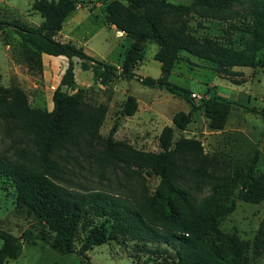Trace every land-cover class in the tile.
Masks as SVG:
<instances>
[{"label": "trees", "instance_id": "16d2710c", "mask_svg": "<svg viewBox=\"0 0 264 264\" xmlns=\"http://www.w3.org/2000/svg\"><path fill=\"white\" fill-rule=\"evenodd\" d=\"M79 3L80 0H33L31 10L40 18L37 26L18 18L0 19V31L10 29L19 38L22 61L29 73H41L42 55L66 59L48 111L31 108L18 86L0 85V121L5 132L15 134L24 145L16 148L19 160L0 156V178L14 189L16 208L46 229L48 236L42 234L38 239L59 255L72 253L86 258L91 248L126 237L141 246H161L149 251L157 258L155 264H247V242L221 232L218 222L233 211L238 201L258 204L264 198V176L254 174L257 154L236 181L239 189L232 195L236 182L216 176L219 163L204 152L199 140L178 137L173 141L174 134L182 133L190 123L192 112L204 116L209 130H222L236 103L220 99L215 92L194 103L190 91L171 84L168 76L180 60V53L211 64L217 75L226 78L235 76L232 70L236 68L259 67L264 71V57L257 58L264 49V0H190L188 4L105 0L104 24L129 40L118 73L113 65L88 56L81 47L56 39ZM189 15L226 23V37L238 33V46L231 44L230 38L222 42L194 35L187 27ZM146 43L156 46L153 60L159 63L157 79L136 78L133 73L143 58ZM73 59L79 61L81 71H90L101 85L116 78L136 79L148 88L164 89L189 105V112H175L171 125L161 129L158 153L134 150L112 139L118 120L136 111L137 102L131 95L125 97L107 135L103 158L124 164L134 174L144 171L156 176L158 182L150 194L121 198L103 192L80 193L56 182L60 168L51 155L81 142L92 144L107 112L106 104L91 105L84 100L82 90L75 89ZM232 80L236 85L242 83ZM26 146L33 150L28 151ZM190 186L195 191L209 186L210 193L196 201L185 189ZM23 237L31 235L25 231L16 237L0 229V264L18 257ZM260 244L254 243V249Z\"/></svg>", "mask_w": 264, "mask_h": 264}, {"label": "rangeland", "instance_id": "374dc122", "mask_svg": "<svg viewBox=\"0 0 264 264\" xmlns=\"http://www.w3.org/2000/svg\"><path fill=\"white\" fill-rule=\"evenodd\" d=\"M32 1L0 0V19L18 18L28 25L37 26L40 18L31 10ZM167 1L188 4L190 0ZM104 3L105 0H80L77 10L63 23L59 39L81 47L88 56L98 61L113 65L118 73L122 52L129 40L114 27L104 24ZM186 20L189 31L196 36L206 35L222 42L230 38L231 44L236 47L239 44L238 33L226 37L224 22L204 20L194 15H189ZM155 51L154 44H145L143 58L133 71L136 78L159 77V63L153 60ZM263 57L264 49L257 54L258 59ZM62 58L42 55L41 73H29L22 61V47L17 35L7 28L0 31V85L18 86L25 93L31 108L51 109V93L58 84L63 64L66 65ZM73 62L75 89H81L84 100L91 105L106 104L107 112L98 137L92 144L81 142L51 155L60 168L56 182L80 193L103 192L121 198L135 197L145 192L150 194L158 182L156 176L144 171L134 174L124 164L111 163L103 158L107 135L118 119L122 102L127 95H131L137 102L136 111L132 116L118 120L119 125L112 133V139L134 150L158 153L161 129L171 125L175 112H189V105L164 89L148 88L136 79L124 81L116 78L101 85L90 71L79 69L78 60L73 59ZM232 71L235 76H219L211 64L180 53V60L174 65L168 81L204 99L211 94L207 93L208 89H212V93L215 92L220 99L236 103L222 130H209L204 116L200 112H192L185 130L173 136V141L178 137L199 140L204 152L215 157L219 163L216 176L236 182L255 153L257 163L254 174L264 176V71L259 67ZM232 79L242 83L236 85ZM249 109L253 112H248ZM14 135L7 134L0 121L1 157L18 159L16 148L24 145ZM26 149L33 150L31 146H26ZM185 189L196 201L210 193L209 186H204L200 191H195L191 186ZM238 189L239 183L236 182L232 195ZM218 228L247 242V264H264V198L258 204L238 201L230 214L219 219ZM0 229L16 237H21L25 231L31 235V238H22L18 257L3 264H155L157 258L149 251L162 248L151 244L141 246L126 237H119L91 248L86 252V258L72 253L59 255L38 239L42 234L48 236L46 229L24 210L16 208L14 189L10 182L1 178ZM257 242L261 244L254 249ZM78 246L79 240L75 242L76 249Z\"/></svg>", "mask_w": 264, "mask_h": 264}, {"label": "built area", "instance_id": "2783aa9c", "mask_svg": "<svg viewBox=\"0 0 264 264\" xmlns=\"http://www.w3.org/2000/svg\"><path fill=\"white\" fill-rule=\"evenodd\" d=\"M190 97L192 98V100L194 101V103H198V102H200L202 100L207 99V98L204 99L203 96H199V95H196L194 93H190Z\"/></svg>", "mask_w": 264, "mask_h": 264}, {"label": "crops", "instance_id": "0c3cea01", "mask_svg": "<svg viewBox=\"0 0 264 264\" xmlns=\"http://www.w3.org/2000/svg\"><path fill=\"white\" fill-rule=\"evenodd\" d=\"M60 32H61V31H59V32L57 33V35H56V39L59 40L60 42H66V41H62V40L59 39V34H60ZM62 60H63V62L66 61V59H65L64 57L62 58ZM65 67H66V65H65V63H64L60 75L63 73V70L65 69ZM212 88H214V87H212ZM209 91H210L209 93L213 92L212 89L209 90ZM216 94H219V93L216 92Z\"/></svg>", "mask_w": 264, "mask_h": 264}, {"label": "water", "instance_id": "95a60500", "mask_svg": "<svg viewBox=\"0 0 264 264\" xmlns=\"http://www.w3.org/2000/svg\"><path fill=\"white\" fill-rule=\"evenodd\" d=\"M141 41H142V39H138V40H137V42H141Z\"/></svg>", "mask_w": 264, "mask_h": 264}]
</instances>
